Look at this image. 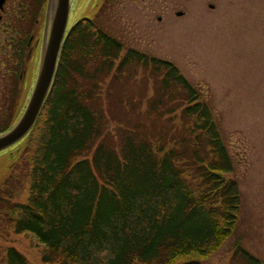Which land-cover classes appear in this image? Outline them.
<instances>
[{
	"label": "trees",
	"instance_id": "1",
	"mask_svg": "<svg viewBox=\"0 0 264 264\" xmlns=\"http://www.w3.org/2000/svg\"><path fill=\"white\" fill-rule=\"evenodd\" d=\"M138 77L145 93L133 107ZM124 109L137 119H109ZM14 119H0V134ZM25 137L28 198L12 202L0 188V207L15 234L44 246L43 264H203L236 228L232 161L199 91L172 63L125 51L90 20L69 29ZM232 259L264 264L241 247ZM5 264L29 263L9 247Z\"/></svg>",
	"mask_w": 264,
	"mask_h": 264
},
{
	"label": "rangeland",
	"instance_id": "2",
	"mask_svg": "<svg viewBox=\"0 0 264 264\" xmlns=\"http://www.w3.org/2000/svg\"><path fill=\"white\" fill-rule=\"evenodd\" d=\"M43 14L37 8L27 21L33 23L23 19L13 27L3 24L14 35L19 29L25 43L33 35V55L20 83L19 69L12 76L16 86L11 87L9 70L0 68V119L4 118V100L9 92L11 98L18 99L13 124L35 83ZM86 19L120 42L125 51L135 50L172 63L199 91L212 113L232 161L230 178L238 184L240 211L231 237L203 264H234L232 256L237 247L264 263V0H75L68 26ZM139 79L129 82L133 107L141 100L138 96L145 93V83ZM150 83L147 97L152 96ZM146 100H142V111ZM137 113L124 109L109 119L123 122L131 118L132 122ZM41 121L30 140L38 136ZM25 138L0 153V188L12 202L24 203L29 194L30 156L24 151ZM10 176L16 178L15 185L8 183ZM9 247L29 264H43L44 246L31 234H15L9 214L0 207V264H5Z\"/></svg>",
	"mask_w": 264,
	"mask_h": 264
},
{
	"label": "water",
	"instance_id": "3",
	"mask_svg": "<svg viewBox=\"0 0 264 264\" xmlns=\"http://www.w3.org/2000/svg\"><path fill=\"white\" fill-rule=\"evenodd\" d=\"M69 13L70 0H48L36 80L22 114L11 128L0 134V153L20 142L37 122L53 84Z\"/></svg>",
	"mask_w": 264,
	"mask_h": 264
},
{
	"label": "flooded vegetation",
	"instance_id": "4",
	"mask_svg": "<svg viewBox=\"0 0 264 264\" xmlns=\"http://www.w3.org/2000/svg\"><path fill=\"white\" fill-rule=\"evenodd\" d=\"M74 4L75 0H70V9L74 6ZM47 7L48 0H0V68L4 67L9 71L11 70V72H7L8 78H10L12 83L11 87L16 86V81H13L12 76L15 75L17 69H19L20 75L18 77V82L20 83V80L23 78L24 67L28 64L29 60L33 55L34 49H31L33 35L30 36L28 42L25 43V38L20 35L21 31L19 29L15 30L14 35L11 32H8V30L6 31V28L3 26V24L6 25L8 23L10 26L13 27L14 24H18L19 21L23 19L24 22H27L29 18L34 16V9L40 8L41 14L42 12L44 13L42 36L40 43L41 51L44 26L46 22ZM35 21L37 20L35 19ZM86 21H88V19H86ZM27 23L33 22L30 21ZM13 59H17V62L12 61ZM7 97H5L4 100V102H6V108L4 109V111H2V114L4 116H15L14 114L18 105V99L16 98V96H13L11 98V93L9 92H7ZM11 106L13 107L12 113L10 112Z\"/></svg>",
	"mask_w": 264,
	"mask_h": 264
}]
</instances>
